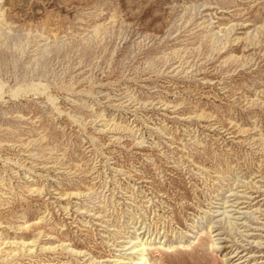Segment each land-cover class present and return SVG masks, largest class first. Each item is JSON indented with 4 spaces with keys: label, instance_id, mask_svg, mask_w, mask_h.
Here are the masks:
<instances>
[{
    "label": "rangeland",
    "instance_id": "rangeland-1",
    "mask_svg": "<svg viewBox=\"0 0 264 264\" xmlns=\"http://www.w3.org/2000/svg\"><path fill=\"white\" fill-rule=\"evenodd\" d=\"M134 240L264 264V0H0V264Z\"/></svg>",
    "mask_w": 264,
    "mask_h": 264
},
{
    "label": "bare ground",
    "instance_id": "bare-ground-1",
    "mask_svg": "<svg viewBox=\"0 0 264 264\" xmlns=\"http://www.w3.org/2000/svg\"><path fill=\"white\" fill-rule=\"evenodd\" d=\"M229 203V202H228ZM242 203L238 201H231L230 205L227 207H221L215 211L216 215L214 218H216L218 221L222 219V215L225 214L226 208H229V213L232 214V216H236L234 219H238V214H241L239 205ZM221 234L218 232L217 236H220ZM138 240V239H137ZM224 243V239H222ZM135 241V240H134ZM132 246L129 248H118V251L127 250V252L124 254H120L117 258L113 259L109 262V264H147V261L145 257L143 256L146 251L145 243H142L140 241H135L131 243ZM220 249H228V252L226 255H228L229 259L234 261L236 264H245V261L247 260L246 255H239L238 252L234 249L227 248V246H222ZM248 264V263H247Z\"/></svg>",
    "mask_w": 264,
    "mask_h": 264
}]
</instances>
